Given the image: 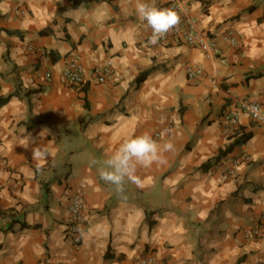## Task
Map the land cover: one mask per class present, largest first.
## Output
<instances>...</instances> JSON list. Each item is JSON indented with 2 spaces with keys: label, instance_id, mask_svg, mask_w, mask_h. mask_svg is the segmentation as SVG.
Instances as JSON below:
<instances>
[{
  "label": "crops",
  "instance_id": "0c3cea01",
  "mask_svg": "<svg viewBox=\"0 0 264 264\" xmlns=\"http://www.w3.org/2000/svg\"><path fill=\"white\" fill-rule=\"evenodd\" d=\"M176 1L216 38L214 53L152 45L137 0H0V212L30 226L6 233L12 218L0 216V264H264V127L239 106H264V0L154 3ZM71 58L86 69L84 89L62 78ZM99 68L111 70L105 83ZM189 68L203 75L189 79ZM145 133L174 148L118 193L99 169ZM242 134L251 140L234 146ZM42 145L47 158L34 160Z\"/></svg>",
  "mask_w": 264,
  "mask_h": 264
},
{
  "label": "built area",
  "instance_id": "2783aa9c",
  "mask_svg": "<svg viewBox=\"0 0 264 264\" xmlns=\"http://www.w3.org/2000/svg\"><path fill=\"white\" fill-rule=\"evenodd\" d=\"M160 8H168L175 10L180 18V24L171 31L165 38L161 39L163 43L171 42H183L185 45L198 48L206 54H212L217 48L216 38L209 37L200 30L197 29L196 22L189 15L188 9L179 1L172 2L166 5H162ZM152 35V31H150ZM232 45H236V39L233 33H230L227 37ZM111 73L109 68L103 69L99 68L93 72L94 78L99 83H105L107 76ZM187 75L189 79H196L203 75L202 70L189 68L187 70ZM51 81V77H49ZM63 80L70 86L76 89H84L87 87V73L85 67L82 63L76 59H69L65 70L62 73ZM240 110L246 113L254 123L264 127V106L247 101H239ZM224 121L226 124L231 126H237L240 122V115L238 113H229L224 116ZM170 129H166L163 132L157 133V138L162 137L167 134ZM235 174V171L232 172ZM86 210L84 198L81 193L76 194L72 198V202L69 206V221L73 229V242L78 245L82 242L81 228L86 223ZM256 236H260L261 239H264V232L258 233ZM138 264H159V260L156 256L150 255L139 261Z\"/></svg>",
  "mask_w": 264,
  "mask_h": 264
},
{
  "label": "clouds",
  "instance_id": "9594fccd",
  "mask_svg": "<svg viewBox=\"0 0 264 264\" xmlns=\"http://www.w3.org/2000/svg\"><path fill=\"white\" fill-rule=\"evenodd\" d=\"M140 21L146 22L151 29L150 43L156 45L165 38L181 22L179 14L172 9L158 8L154 0H137L135 8ZM44 133H41L43 135ZM30 137H25L27 147ZM174 145L166 143L162 147L151 135L145 133L124 141L113 155L103 162L99 169L102 180L114 186L118 193L125 191V181L139 183L136 173L138 168L149 167L154 163L164 162V153L172 151ZM48 156L46 148L42 145L33 149L34 160H44Z\"/></svg>",
  "mask_w": 264,
  "mask_h": 264
},
{
  "label": "trees",
  "instance_id": "16d2710c",
  "mask_svg": "<svg viewBox=\"0 0 264 264\" xmlns=\"http://www.w3.org/2000/svg\"><path fill=\"white\" fill-rule=\"evenodd\" d=\"M146 76H147V74L141 75L140 78L138 79V83H140ZM7 100L8 99L1 100L0 101V107L2 105H4ZM251 138H252V136L249 135V134H242L241 137L234 143V146H242V145L246 144L248 141H250ZM0 216L3 217V218H7V217L12 218V222L9 224V226L5 230L6 233L14 232V228L17 225H20L21 230H25V229H29L30 228V226H28L27 224L21 223L20 221H16V217H15L14 211H10V212H7V213L0 212Z\"/></svg>",
  "mask_w": 264,
  "mask_h": 264
}]
</instances>
